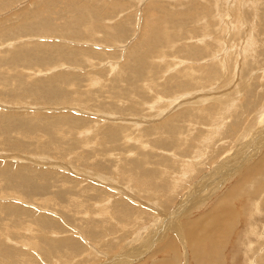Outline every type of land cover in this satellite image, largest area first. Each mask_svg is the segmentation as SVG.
<instances>
[{"label":"rangeland","instance_id":"obj_1","mask_svg":"<svg viewBox=\"0 0 264 264\" xmlns=\"http://www.w3.org/2000/svg\"><path fill=\"white\" fill-rule=\"evenodd\" d=\"M262 140L261 0H0V264H264Z\"/></svg>","mask_w":264,"mask_h":264},{"label":"bare ground","instance_id":"obj_2","mask_svg":"<svg viewBox=\"0 0 264 264\" xmlns=\"http://www.w3.org/2000/svg\"><path fill=\"white\" fill-rule=\"evenodd\" d=\"M112 1V0H111ZM261 3H264V2H262V0H261ZM158 4V3H157ZM160 5V4H159ZM194 5V4H193ZM151 7V6H150ZM123 8V7H122ZM217 8V7H216ZM219 8V7H218ZM196 9V8H195ZM215 10V9H214ZM208 15V14H207ZM211 16V15H210ZM216 16V15H215ZM226 16V15H225ZM218 22H220V21H218ZM155 23V22H154ZM221 23V22H220ZM207 25V24H206ZM261 25V24H260ZM151 27V26H150ZM206 28H208V27H206ZM228 30V29H227ZM248 30V29H247ZM226 32V31H225ZM245 32H247V31H245ZM228 33H229V30H228ZM227 32L225 33V34H228ZM152 35V34H151ZM146 37V36H145ZM168 39V38H167ZM200 41V40H199ZM256 41V40H255ZM248 43V42H247ZM246 44V43H245ZM200 46V45H199ZM245 46H247V45H245ZM248 47V46H247ZM197 48V47H196ZM196 51V50H195ZM199 51V50H198ZM204 52V51H203ZM191 54L192 55H194V53H193V50L191 51ZM192 59H193V57H192ZM243 59H245V58H243ZM240 62V61H239ZM223 67V66H222ZM213 69V68H212ZM210 73V72H209ZM207 76V75H206ZM216 78V77H215ZM189 87V86H188ZM192 97V96H191ZM193 100V99H192ZM198 106V105H197ZM196 106V107H197ZM202 106V105H201ZM190 107V106H189ZM200 107V106H199ZM201 110V109H200ZM208 111V110H207ZM184 113V112H183ZM186 115V114H185ZM182 116H184V115H182ZM207 116V115H206ZM178 117V116H177ZM255 119H257V118H255ZM218 121V120H217ZM171 122V121H170ZM219 122V121H218ZM224 122V121H223ZM245 122V121H244ZM174 123V122H173ZM213 123V122H212ZM216 123V122H215ZM212 128H214V126L212 127ZM255 128V127H254ZM210 130V129H209ZM172 131V130H171ZM214 131V130H213ZM150 132V131H149ZM154 132V131H153ZM206 132V131H205ZM218 132V131H217ZM216 133V132H215ZM157 136V135H156ZM216 137H218V136H216ZM213 138H215V137H213ZM261 142H263L264 143V141L262 140ZM209 145V144H208ZM197 146H200V144L199 145H197ZM261 146V145H260ZM263 146V145H262ZM200 148V147H199ZM202 149V148H201ZM207 149H208V147H207ZM257 150V149H256ZM200 153V152H199ZM197 154V153H196ZM202 154V153H201ZM218 155V154H217ZM242 160V159H241ZM202 163V162H201ZM206 163V162H205ZM258 165L257 166H255L252 170H249L251 173L249 174V175H247V176H245L244 178H243V181H241V184H240V186L239 187H241V188H239V189H242V187L243 188H245V187H247V185L245 186V184L247 183V182H251L250 184H249V188H251L252 186H253V182L254 181H256V182H260V180H255V178L257 179V177H259V176H256V175H254V171L255 170H260V171H263L264 170V158L260 161V164L259 163H257ZM224 165V164H223ZM221 166V165H220ZM219 166V167H220ZM223 167V166H222ZM259 171V172H260ZM186 172V171H185ZM259 172H258V174H259ZM249 173V172H248ZM263 173H264V171H263ZM224 174V173H223ZM256 174V173H255ZM253 175H254V181L253 180H250L252 177H253ZM263 175V174H262ZM262 175H260V176H262ZM224 176V175H223ZM235 178V177H234ZM186 179V178H185ZM184 179V180H185ZM244 179H245V181H244ZM177 183V182H176ZM255 185H256V183H254ZM177 185H178V183H177ZM262 186V185H261ZM236 188V187H235ZM236 190V189H235ZM245 192V191H244ZM233 195V194H232ZM231 194L229 195L230 197L232 196ZM227 196V195H226ZM228 196V197H229ZM227 197V198H228ZM229 197V198H230ZM226 198V199H227ZM229 200H232L231 198L229 199ZM229 200H228V202H229ZM225 201V200H224ZM223 203V202H222ZM221 211V210H220ZM233 212V211H232ZM184 213V212H183ZM233 214V213H232ZM231 214V215H232ZM236 214V213H235ZM184 215H185V213H184ZM217 215H218V213H217ZM219 216V215H218ZM235 216V215H234ZM188 218V217H187ZM219 218V217H218ZM223 218V217H222ZM225 218V217H224ZM194 220V219H193ZM218 220V219H217ZM222 221V220H221ZM225 221V220H224ZM223 221V222H224ZM230 221V220H229ZM220 222V221H219ZM197 223H199V224H202V222L200 221V222H197ZM221 223V222H220ZM188 224H191V223H188ZM187 224V225H188ZM196 224V223H195ZM198 224V225H199ZM216 224V223H215ZM188 226H190V225H188ZM187 226V227H188ZM191 226L193 227V225L191 224ZM215 226V225H214ZM216 226H217V224H216ZM187 227H185L184 225H183V228H187ZM192 227H191V229H192ZM203 227V226H202ZM225 227V226H224ZM223 227V228H224ZM179 228V227H178ZM204 228V227H203ZM214 228V227H213ZM215 228H217L216 229V231L213 233V235H212V240H213V242H212V247H216L217 245H219V244H221V243H223V240H225L226 239V236H223L222 234V232H220L218 229H220L221 227H215ZM202 229V228H201ZM201 229H199V230H201ZM222 229V228H221ZM225 229V228H224ZM224 229H222V230H224ZM228 229V227L226 228V230ZM185 230V229H184ZM199 230H197V232L196 233H198V231ZM210 230V229H209ZM201 231H204V229L203 230H201ZM225 231V230H224ZM186 232H188V235H186L187 233ZM189 232H191V231H189L188 230V228H187V230L185 231V235L186 236H188V237H190V240H192L193 241V239H192V237L193 236H189ZM226 232V231H225ZM227 232H229V231H227ZM201 233V232H200ZM230 233V232H229ZM199 236H201L202 237V235L200 234ZM223 236V237H222ZM195 237H197V236H195ZM205 237V236H204ZM208 237V236H207ZM199 238V237H198ZM197 238V239H198ZM210 238V237H209ZM223 238H225V239H223ZM200 239V238H199ZM187 240H188V238H187ZM195 241H198V240H196V238H195ZM260 241V240H259ZM171 242H172V240H171ZM199 242V244H201L202 243V241H198ZM205 242V241H204ZM227 242V241H226ZM173 243V242H172ZM188 244H189V240H188V242H187ZM195 243V242H194ZM71 244V243H70ZM170 244V243H169ZM191 244H193V242L191 243ZM190 244V245H191ZM197 244V243H196ZM202 244H204V243H202ZM210 244V243H209ZM74 245V244H73ZM146 245V244H145ZM174 245V244H173ZM172 245V246H173ZM222 245V244H221ZM175 246V245H174ZM172 247L173 249H176L175 247ZM194 246V245H193ZM192 246V247H193ZM168 247H169V245H168ZM191 247V248H192ZM170 250V249H169ZM193 250H197L195 247H194V249ZM159 252V251H158ZM197 254H198V252H196ZM155 254V253H154ZM264 254V253H263ZM194 255V254H193ZM204 255V254H203ZM202 255V256H203ZM200 256V255H199ZM204 257V256H203ZM210 257V256H209ZM201 258V257H200ZM181 259V258H180ZM211 260V259H210ZM119 263V262H118Z\"/></svg>","mask_w":264,"mask_h":264}]
</instances>
